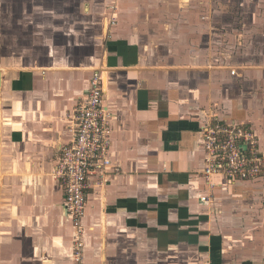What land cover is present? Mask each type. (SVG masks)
Here are the masks:
<instances>
[{
  "label": "crops",
  "instance_id": "0c3cea01",
  "mask_svg": "<svg viewBox=\"0 0 264 264\" xmlns=\"http://www.w3.org/2000/svg\"><path fill=\"white\" fill-rule=\"evenodd\" d=\"M111 2L0 0V264H75L52 170L97 69L118 171L85 193L82 263L264 264L262 183L208 191L199 137L244 123L264 154V0H123L109 28Z\"/></svg>",
  "mask_w": 264,
  "mask_h": 264
},
{
  "label": "built area",
  "instance_id": "2783aa9c",
  "mask_svg": "<svg viewBox=\"0 0 264 264\" xmlns=\"http://www.w3.org/2000/svg\"><path fill=\"white\" fill-rule=\"evenodd\" d=\"M122 1L112 0L108 6L109 28L117 24L118 5ZM103 83V73L94 70L85 95L67 116L68 141L60 148L58 162L52 170L53 179L61 183L65 192L64 210L73 229L75 264H83L85 193L92 184L103 185L109 170L118 171L110 160V126L114 115L104 104ZM199 137L203 151L201 175L208 191L215 188L214 177L232 182L260 181L264 189V154L259 151L257 135L246 124L208 121ZM210 199L205 196L200 200Z\"/></svg>",
  "mask_w": 264,
  "mask_h": 264
}]
</instances>
